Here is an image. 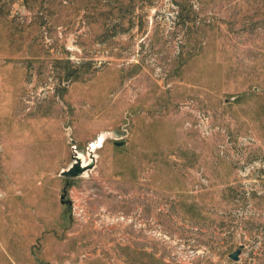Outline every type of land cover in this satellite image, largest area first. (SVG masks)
<instances>
[{
    "label": "rangeland",
    "instance_id": "rangeland-1",
    "mask_svg": "<svg viewBox=\"0 0 264 264\" xmlns=\"http://www.w3.org/2000/svg\"><path fill=\"white\" fill-rule=\"evenodd\" d=\"M0 264H264V0H0Z\"/></svg>",
    "mask_w": 264,
    "mask_h": 264
},
{
    "label": "water",
    "instance_id": "water-1",
    "mask_svg": "<svg viewBox=\"0 0 264 264\" xmlns=\"http://www.w3.org/2000/svg\"><path fill=\"white\" fill-rule=\"evenodd\" d=\"M114 144L117 146H121L124 144V141H114ZM82 172V167L80 166V159L78 157H75L74 163L68 167L67 169H64L61 171V175L65 177H72L80 174ZM242 247L239 246L235 248L233 251H231L228 256L232 260H239L240 258V253H241Z\"/></svg>",
    "mask_w": 264,
    "mask_h": 264
}]
</instances>
